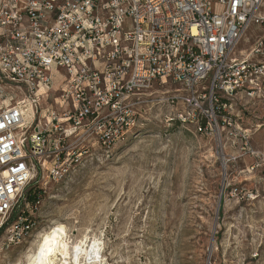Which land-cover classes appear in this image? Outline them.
<instances>
[{"label": "built area", "instance_id": "obj_1", "mask_svg": "<svg viewBox=\"0 0 264 264\" xmlns=\"http://www.w3.org/2000/svg\"><path fill=\"white\" fill-rule=\"evenodd\" d=\"M237 95L264 103V0H0V233L32 228V179L68 181L152 108L203 131Z\"/></svg>", "mask_w": 264, "mask_h": 264}, {"label": "rangeland", "instance_id": "obj_2", "mask_svg": "<svg viewBox=\"0 0 264 264\" xmlns=\"http://www.w3.org/2000/svg\"><path fill=\"white\" fill-rule=\"evenodd\" d=\"M229 101L203 131L154 107L125 138L98 140L68 181L32 179L33 226L13 242L0 233V264H26L59 223L71 250L98 244L102 264H264V103Z\"/></svg>", "mask_w": 264, "mask_h": 264}, {"label": "bare ground", "instance_id": "obj_3", "mask_svg": "<svg viewBox=\"0 0 264 264\" xmlns=\"http://www.w3.org/2000/svg\"><path fill=\"white\" fill-rule=\"evenodd\" d=\"M65 233L66 226L61 223L43 232L35 249L27 255L26 264H102L98 244L71 250Z\"/></svg>", "mask_w": 264, "mask_h": 264}, {"label": "trees", "instance_id": "obj_4", "mask_svg": "<svg viewBox=\"0 0 264 264\" xmlns=\"http://www.w3.org/2000/svg\"><path fill=\"white\" fill-rule=\"evenodd\" d=\"M38 192L35 189L31 188L30 191L26 194L27 202H29L31 205H34V202L39 197Z\"/></svg>", "mask_w": 264, "mask_h": 264}, {"label": "snow or ice", "instance_id": "obj_5", "mask_svg": "<svg viewBox=\"0 0 264 264\" xmlns=\"http://www.w3.org/2000/svg\"><path fill=\"white\" fill-rule=\"evenodd\" d=\"M49 251H50V249H49Z\"/></svg>", "mask_w": 264, "mask_h": 264}]
</instances>
